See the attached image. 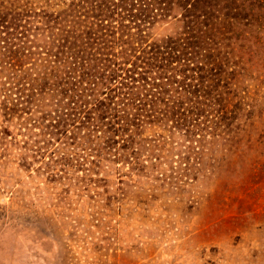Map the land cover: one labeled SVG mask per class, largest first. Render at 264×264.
<instances>
[{"label": "rangeland", "instance_id": "1", "mask_svg": "<svg viewBox=\"0 0 264 264\" xmlns=\"http://www.w3.org/2000/svg\"><path fill=\"white\" fill-rule=\"evenodd\" d=\"M231 2L240 16L224 45L243 125L214 147L201 142L202 160L177 157L182 147L154 158L142 147H162L153 139L169 134L142 127L128 146L146 156L147 173L123 158L104 171L90 163L94 144L82 132L47 142L27 119L0 116V264H264V0ZM60 145L78 160L66 173L50 154Z\"/></svg>", "mask_w": 264, "mask_h": 264}, {"label": "trees", "instance_id": "2", "mask_svg": "<svg viewBox=\"0 0 264 264\" xmlns=\"http://www.w3.org/2000/svg\"><path fill=\"white\" fill-rule=\"evenodd\" d=\"M41 1L0 0V80L10 73L0 83L5 122L27 119L47 142L76 141L80 131L82 143L94 144L96 168L123 158L142 174L146 156L128 146L142 127L169 134L153 139L162 147L143 151L167 158L182 147L176 155L187 160L205 158L201 142L214 147L242 127L236 61L224 45L236 40L229 32L240 16L231 0ZM66 150L50 153L61 173L78 161Z\"/></svg>", "mask_w": 264, "mask_h": 264}]
</instances>
